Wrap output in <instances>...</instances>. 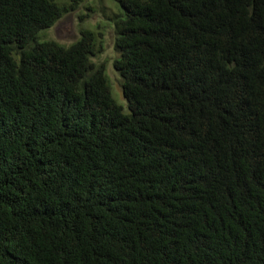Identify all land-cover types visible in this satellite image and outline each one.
Masks as SVG:
<instances>
[{
	"label": "trees",
	"instance_id": "16d2710c",
	"mask_svg": "<svg viewBox=\"0 0 264 264\" xmlns=\"http://www.w3.org/2000/svg\"><path fill=\"white\" fill-rule=\"evenodd\" d=\"M74 6L0 0V264H264V0H117L122 106Z\"/></svg>",
	"mask_w": 264,
	"mask_h": 264
},
{
	"label": "rangeland",
	"instance_id": "374dc122",
	"mask_svg": "<svg viewBox=\"0 0 264 264\" xmlns=\"http://www.w3.org/2000/svg\"><path fill=\"white\" fill-rule=\"evenodd\" d=\"M116 13L117 0H76V6L63 15L50 29L41 32L38 39L54 41L68 47L79 39L82 30L101 33L102 49L91 59V62L96 66L104 65L111 95L115 102L122 106L125 105V101L120 79L112 66L117 54L114 50V28L110 19Z\"/></svg>",
	"mask_w": 264,
	"mask_h": 264
}]
</instances>
